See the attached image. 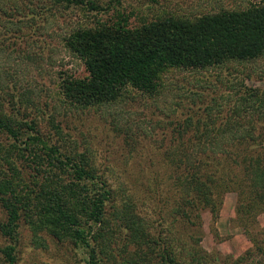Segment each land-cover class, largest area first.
Segmentation results:
<instances>
[{
  "label": "trees",
  "instance_id": "1",
  "mask_svg": "<svg viewBox=\"0 0 264 264\" xmlns=\"http://www.w3.org/2000/svg\"><path fill=\"white\" fill-rule=\"evenodd\" d=\"M110 8L113 20L96 17ZM131 14L111 7L110 0H0V234L7 240L0 252L5 264L15 262L20 224L34 246L50 239L82 249V264H105L111 244L120 264H182L183 250H189V264H249L254 252L264 255V242L248 235L253 248L219 263L193 234L200 210L214 211L215 197L223 191L237 189L247 206L264 210V150L251 145L264 141V91L240 84L239 96L228 101L216 123L175 121L170 139L158 147V162L168 168L164 179L175 188L173 198L161 200L172 220L153 233L117 197L86 149L67 138L62 124L83 110L167 104L162 97L171 89L168 71L229 68L231 62L262 56L264 0L192 16L156 15L134 24L128 22ZM60 25L65 29L57 34L59 46L78 60L82 73L55 69L41 79L44 66L54 63L47 53L55 47L51 31ZM111 114L109 125L126 143L132 137L124 129L129 120L119 124ZM116 230L123 233L116 236Z\"/></svg>",
  "mask_w": 264,
  "mask_h": 264
},
{
  "label": "rangeland",
  "instance_id": "2",
  "mask_svg": "<svg viewBox=\"0 0 264 264\" xmlns=\"http://www.w3.org/2000/svg\"><path fill=\"white\" fill-rule=\"evenodd\" d=\"M98 1L104 4L109 0ZM110 1L111 7H115L119 12L123 11V14L134 12L136 15L132 13L128 18L129 24H134L140 18L149 19L164 14L192 16L220 7L241 8L258 0H156L155 3L148 0ZM112 11L110 8L107 13L99 12L96 17L104 21L113 20ZM90 18H93V15ZM63 29L64 26H58L51 31L52 36L56 37L50 39V46L55 47L47 54H50L54 63L51 68L44 66L45 73L43 72L41 79L47 77L49 70L55 69L65 73H82L78 60L59 46L57 34L63 33ZM165 76L167 86L171 88L164 91L165 96L163 94L162 97L167 100V104L158 103L154 108L147 102L144 103V110L141 109L142 106L134 104L120 112H113L110 108H102L99 111L83 110L62 120L65 132L68 133L67 138L75 146L86 149L89 156H92L98 172L106 176L111 187L117 191V197L125 202L130 210L133 208L143 222L149 223L146 228L151 233L155 232L156 228L165 227L172 220L166 215L168 206L161 200H170L175 196V188L169 180L164 179L168 168L163 162H158V147L168 142L169 133L176 120L190 117V123L201 125L210 124V121L218 122L225 112L224 109L229 107L228 101H233L239 96L242 89L240 84L263 92L264 54L245 62H231L229 68H209L196 72L173 70L166 72ZM177 86L182 87L176 90ZM197 99L199 101H195L196 103H189ZM219 103L221 107L217 105ZM111 113L115 114L119 124L129 120L124 129L131 133L132 139H128L126 143L123 142L120 131L109 125ZM257 144L264 150V141L251 145L258 149ZM233 172L237 173L236 168ZM239 192L237 189H231L220 193L215 197L217 204L212 212L208 207L202 208L199 220L197 219L198 227L193 232L195 238H199L200 247L219 263L226 260L225 258L234 260L246 249L253 248L248 235L256 241L264 242V210L253 204L247 206V198L245 200L243 196L238 195ZM239 203L242 204L240 212L237 211ZM2 217L0 208V220ZM177 221L175 219V227L180 231L181 226L177 227ZM122 233L117 231L116 236ZM18 234L14 264L83 263L84 252L78 247L65 242L56 243L50 239H46L44 246H34L30 240V232L24 224H20ZM116 241L119 246L123 240L119 238ZM5 244L7 240L0 234V249ZM111 245L106 249L107 254L103 255L105 264H120L119 251L112 249ZM188 252L189 250L181 251L182 264H189L186 263ZM251 258L252 264H264V255L261 253L257 255L254 252ZM251 261L249 259V264ZM0 264H5L1 252Z\"/></svg>",
  "mask_w": 264,
  "mask_h": 264
}]
</instances>
